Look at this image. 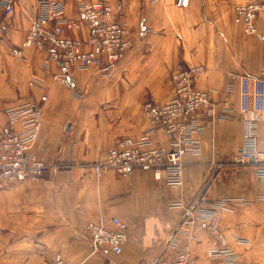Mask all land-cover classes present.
I'll return each mask as SVG.
<instances>
[{
	"label": "crops",
	"instance_id": "1",
	"mask_svg": "<svg viewBox=\"0 0 264 264\" xmlns=\"http://www.w3.org/2000/svg\"><path fill=\"white\" fill-rule=\"evenodd\" d=\"M80 1L0 0V127L17 112L15 126L25 131L36 112L41 124L30 152L46 163L40 178L0 179V264H53L58 254L68 264H101L108 256L92 247L86 226L113 216L129 225L119 264H152L184 247L196 264H264V163L239 160L248 145L264 148V109L241 111V75L264 78V11L258 31L247 34L234 8L250 0H122L132 46L107 71L64 69L34 46L12 53L36 15L55 5L62 18H79ZM76 34L87 39L90 29ZM195 64L205 66L198 86L215 105L202 111L194 135L200 149L184 156L182 182L158 180L150 167L98 173L94 163L119 139L149 127L145 100L170 99L172 73ZM155 144L170 139L160 132ZM190 205L216 209L225 244L195 218L182 226Z\"/></svg>",
	"mask_w": 264,
	"mask_h": 264
},
{
	"label": "built area",
	"instance_id": "2",
	"mask_svg": "<svg viewBox=\"0 0 264 264\" xmlns=\"http://www.w3.org/2000/svg\"><path fill=\"white\" fill-rule=\"evenodd\" d=\"M177 6H187L190 0H174ZM122 0L111 3L105 0H81L80 17H63L57 6L52 5L49 13L36 15L30 22L29 31L23 44L12 49V53L22 55L27 47H36L47 52L48 59H54L62 68L88 67L102 64V69H110L131 48L130 29L122 18ZM13 10L7 4V12ZM264 11V0H256L236 5L235 12L243 25L244 32H257V18ZM57 19L54 23L53 20ZM84 27L90 29L87 39L77 36ZM75 35H71L70 33ZM205 72L203 64H195L177 69L172 73L173 93L165 102L153 98L143 104V113L149 127L141 137L125 136L108 149L104 159L93 167L101 173L113 169L121 176H127L134 168L150 167L158 180L180 184L184 177L183 158L189 152H198L199 142L194 136L202 130V111H213L215 100L212 92L202 89L198 82ZM67 74L57 73L55 78L64 81ZM44 99L46 97H43ZM226 104V101H224ZM264 109V78L241 75V111ZM26 120L28 128L20 131L15 123L17 112H11L9 121L0 127V179L6 183L40 178L46 163L30 152L37 139L41 120L36 112L29 111ZM165 133L169 146L155 144L158 133ZM246 139L254 142V128L246 122ZM241 162L264 163V148L248 145L240 154ZM258 174L264 176V166H259ZM211 232L223 244L222 233L216 209H198L194 205L186 208L182 226L186 228L192 219ZM87 231L92 247L108 258L101 264H119L128 237L129 225L120 217L113 216L107 221H90ZM212 253H216L212 251ZM53 264H68L65 258L56 255ZM84 264V263H79ZM152 264H196V260L184 247L171 259L161 257Z\"/></svg>",
	"mask_w": 264,
	"mask_h": 264
},
{
	"label": "rangeland",
	"instance_id": "3",
	"mask_svg": "<svg viewBox=\"0 0 264 264\" xmlns=\"http://www.w3.org/2000/svg\"><path fill=\"white\" fill-rule=\"evenodd\" d=\"M252 1H256V0H250V1H247V2H243V3H248V2H252ZM238 5V4H237ZM236 7V6H235ZM234 10H235V8H234ZM235 15H236V12H235ZM237 16V15H236ZM259 17V16H258ZM70 18V17H69ZM238 19V18H237ZM257 27H258V18H257ZM258 31V30H257ZM246 33V32H245ZM256 33V32H255ZM121 60V59H120ZM119 60V61H120ZM118 61V62H119ZM117 62V63H118ZM116 63V64H117ZM98 67H99V69H101L102 71H107V70H109V69H102V64H100V63H98V64H96ZM188 66H190V65H188ZM183 67H187V66H183ZM180 68H182V67H180ZM111 69V68H110ZM179 69V68H178ZM176 71V70H175ZM172 76V75H171ZM171 81H172V79H171ZM172 84H173V82H172ZM149 99H151V98H149ZM148 100V99H147ZM146 101V100H145ZM144 104V103H143ZM264 166V165H263Z\"/></svg>",
	"mask_w": 264,
	"mask_h": 264
}]
</instances>
